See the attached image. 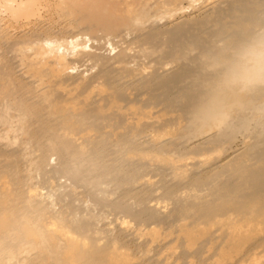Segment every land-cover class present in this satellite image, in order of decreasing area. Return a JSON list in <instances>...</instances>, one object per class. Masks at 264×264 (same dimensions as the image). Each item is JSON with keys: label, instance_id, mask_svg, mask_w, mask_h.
<instances>
[{"label": "bare ground", "instance_id": "bare-ground-1", "mask_svg": "<svg viewBox=\"0 0 264 264\" xmlns=\"http://www.w3.org/2000/svg\"><path fill=\"white\" fill-rule=\"evenodd\" d=\"M258 35L264 0H0V264H264V88L201 116Z\"/></svg>", "mask_w": 264, "mask_h": 264}, {"label": "clouds", "instance_id": "clouds-1", "mask_svg": "<svg viewBox=\"0 0 264 264\" xmlns=\"http://www.w3.org/2000/svg\"><path fill=\"white\" fill-rule=\"evenodd\" d=\"M216 96L204 106L201 116L213 115L228 119L226 101L231 97L253 95L264 88V35L241 45L227 54L218 64ZM254 111H264V105H254Z\"/></svg>", "mask_w": 264, "mask_h": 264}, {"label": "rangeland", "instance_id": "rangeland-1", "mask_svg": "<svg viewBox=\"0 0 264 264\" xmlns=\"http://www.w3.org/2000/svg\"><path fill=\"white\" fill-rule=\"evenodd\" d=\"M79 5H81V6H84L85 4H89V3H91V2H96V1H99V0H75ZM105 3H107V1L109 2H111V0H103ZM49 8V7H48ZM48 10H51V8H49V9H47V8H43V10H41V13H42V21L43 22H45V23H51L52 21L54 22V20L55 19H57V17H53L52 16V14H50V12L48 11ZM43 11V12H42ZM49 12V13H48ZM55 18V19H54ZM51 19V20H50ZM52 22V23H53ZM57 30L58 29H56V32L55 33H53V35L54 34H56V35H58V36H60V35H63V32L62 31H60L59 30V32H57ZM99 31V29H93V30H88V29H86L85 28V26H82V27H79V28H76L73 32L74 33H77V32H85V33H88L90 36H92V37H96L97 36V39H100V38H103L105 35L103 34V36L101 35L102 33L100 32H98ZM101 36V37H100ZM100 37V38H99ZM106 37V36H105ZM108 39H110L109 37H107ZM107 38H105V39H107ZM120 38H116V40L114 41V40H112V43H113V47H112V49H114L113 51H110V48L108 49V47L106 46L105 47V49L106 50H108V51H110V55H113V54H115L117 51H118V47H117V45H115V43H116V41H118ZM103 40V39H102ZM127 40H129V38L127 39ZM115 42V43H114ZM119 42V41H118ZM117 42V43H118ZM101 43H104V41H102ZM116 43V44H117ZM108 51H107V53H108ZM83 68H81V70H82ZM52 163V162H51ZM53 163H54V161H53Z\"/></svg>", "mask_w": 264, "mask_h": 264}]
</instances>
